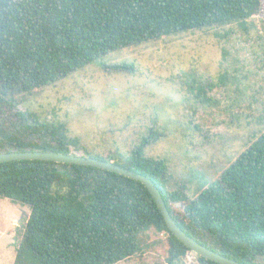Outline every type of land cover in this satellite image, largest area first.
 <instances>
[{
	"label": "trees",
	"instance_id": "16d2710c",
	"mask_svg": "<svg viewBox=\"0 0 264 264\" xmlns=\"http://www.w3.org/2000/svg\"><path fill=\"white\" fill-rule=\"evenodd\" d=\"M261 10L262 0H0V88L12 99L110 51L246 22ZM38 127L49 141L5 136L0 152L80 147L64 122L45 117ZM155 133L150 128L127 153L94 157H116L121 163L112 162L150 178L174 221L201 244L244 264H264V130L194 197L182 188L170 191L166 162L145 153ZM0 198L29 209L12 264H116L134 256L139 264H178L190 251L168 229L147 188L115 172L48 160L0 162ZM147 232L166 238L147 241Z\"/></svg>",
	"mask_w": 264,
	"mask_h": 264
},
{
	"label": "rangeland",
	"instance_id": "374dc122",
	"mask_svg": "<svg viewBox=\"0 0 264 264\" xmlns=\"http://www.w3.org/2000/svg\"><path fill=\"white\" fill-rule=\"evenodd\" d=\"M123 64L127 67L117 68ZM1 89L0 138L49 141L38 127L47 117L64 122L78 141V149L69 146L71 153L107 159L127 153L153 128L157 135L145 153L166 162L170 191L182 188L194 197L264 130V0L261 12L246 22L113 50L12 99ZM112 161L121 163L116 157ZM28 214L26 206L0 198V264L13 263ZM116 264L139 261L134 256ZM178 264L199 263L189 251Z\"/></svg>",
	"mask_w": 264,
	"mask_h": 264
},
{
	"label": "water",
	"instance_id": "95a60500",
	"mask_svg": "<svg viewBox=\"0 0 264 264\" xmlns=\"http://www.w3.org/2000/svg\"><path fill=\"white\" fill-rule=\"evenodd\" d=\"M12 160H48L64 164L87 165L132 178L141 182L151 194L157 208L160 210L168 229L179 239L193 254L219 264H244L233 258L226 257L219 252L201 244L184 230L172 218L168 211L159 189L154 182L144 174L134 172L112 161L94 156L79 155L76 153H62L53 151L25 150L0 152V162ZM28 216V215H27Z\"/></svg>",
	"mask_w": 264,
	"mask_h": 264
}]
</instances>
